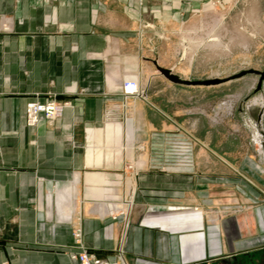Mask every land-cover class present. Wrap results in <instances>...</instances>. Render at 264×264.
Segmentation results:
<instances>
[{
    "label": "crops",
    "instance_id": "1",
    "mask_svg": "<svg viewBox=\"0 0 264 264\" xmlns=\"http://www.w3.org/2000/svg\"><path fill=\"white\" fill-rule=\"evenodd\" d=\"M141 1L146 20L171 18L180 6V0ZM137 10L138 0H0V264H78L68 254L75 244L71 225L78 227L84 248L110 261L120 250L125 264L134 259L139 264H234L253 252L226 254L218 241L213 252L201 251L188 260L183 237L204 229L207 213L215 215L222 202L248 203L261 195L239 174L246 146L243 151L222 145L211 150L197 141V170L187 176L158 173L145 151L137 156L133 152L132 159L142 165L137 173H124L130 160L117 147L129 143L126 132L132 144L146 148L150 136L170 130L172 121L147 97L143 83V99L126 102L120 93L117 69L125 75L147 69L151 75L140 60L157 64L136 51ZM50 93L70 101L72 108L50 125L40 119L34 129L27 128L26 104ZM109 124L122 128L113 148L121 155L114 154L110 165H88L89 152H98L93 145L104 148L96 132ZM228 129L236 137L238 131ZM203 161L210 165L208 173L201 171ZM246 164L251 165L244 162V168ZM75 181L72 195L69 187ZM110 184L116 191V204L111 205L118 212L125 209L117 202L126 197L133 201L126 217L94 211L95 202L104 199H95L87 188ZM79 198L86 203L76 216ZM45 207L71 225L46 222ZM194 207L202 212L191 211ZM176 217L184 227L165 231L142 224L149 220L172 226ZM259 223L264 225V218ZM200 242L207 244L202 235Z\"/></svg>",
    "mask_w": 264,
    "mask_h": 264
},
{
    "label": "rangeland",
    "instance_id": "2",
    "mask_svg": "<svg viewBox=\"0 0 264 264\" xmlns=\"http://www.w3.org/2000/svg\"><path fill=\"white\" fill-rule=\"evenodd\" d=\"M173 11L171 18L146 20L142 1L138 0L135 34L138 40L136 51L139 56L156 61L158 67L170 70L184 81L225 82L215 86L173 84L157 71L155 65L143 59L140 61H143L142 65L151 69V75L147 69L137 74L126 75L117 69V75L122 77L120 93L124 101L132 103L136 99L145 98L139 85L143 83L147 97L160 110L167 112L172 120L168 125L170 130L153 133L146 148L135 142L132 144L131 135L127 132L125 137L129 143L126 141L117 148L123 153L126 148H132L136 156L137 153L145 151L148 154V162L155 165V171L158 173L187 176L193 175L197 170L196 152L198 153L201 147L197 141L206 142V146L211 150L214 145L227 148L237 146L241 151L246 146L247 155L242 156L239 174L254 185L261 195L248 203L222 202L215 208L216 213L220 211L219 217L216 213L215 215L210 213L214 211H209L204 229L186 233L183 237L188 245V260L196 258L201 251L213 252L212 249L216 250L218 241L226 254L264 248V225L261 226L259 223V220L264 218V81L259 90H257L259 77L255 75H245L227 81L250 70L264 73V0H180L179 8ZM133 86L139 89L138 93L136 91L138 95L128 94L127 87ZM42 98L45 100L41 101ZM52 105L59 109L58 117L55 116V119L47 117L46 111L42 110L37 112L35 121L30 120L29 107L46 109ZM69 108H72L70 101L60 99L56 94L50 93L45 97L36 95L25 106L24 125L34 129L40 119L50 125L54 120L61 118L64 111ZM108 115H111V112ZM229 125L230 129L238 131L236 137L235 134L230 137ZM224 129L226 131H223ZM220 130L222 132L218 136ZM127 158L125 153V161H128ZM247 161L251 165L246 164L244 168L243 164ZM141 165L137 159L130 160L124 165V173H137ZM208 166L210 165L203 161L201 171L208 173L210 170ZM111 185L113 184L105 189L99 186L100 191L104 192L99 198L107 200L108 205L116 204V191L112 190ZM90 188L94 186L88 187L87 191ZM98 194L99 192H95L92 195L98 199ZM56 203L55 198L54 207ZM77 203L79 207L75 211L76 216L86 202L79 198ZM117 203L122 204L125 212L120 213L116 209L113 212L117 214L115 217H126L134 205L129 197ZM191 211L197 214L202 212L196 207ZM44 216L46 222L53 220L60 225H71L70 221H59L54 218L47 207ZM171 220L172 226L159 220L165 227L152 225L148 223L149 220L142 224L165 231L176 229V226L180 227L183 224L179 217ZM184 226L185 224L181 227ZM70 227L72 237L75 239L73 249L68 253L71 260V256L84 246L80 242L81 234L78 227L72 225ZM201 235L207 244L202 245ZM84 249L97 260L124 262L120 250L116 251L114 259L110 261ZM138 261L139 259H134L133 264H139Z\"/></svg>",
    "mask_w": 264,
    "mask_h": 264
},
{
    "label": "bare ground",
    "instance_id": "3",
    "mask_svg": "<svg viewBox=\"0 0 264 264\" xmlns=\"http://www.w3.org/2000/svg\"><path fill=\"white\" fill-rule=\"evenodd\" d=\"M134 79H135V82H137L136 77ZM127 88H129L128 92H132V94H134L136 91L138 93V91H139V89L134 87V86L133 87H127ZM30 115H31L32 119H34L35 116H33V109L32 108L30 110ZM121 130H122V128H121L120 125L109 124L104 131L96 132V137L99 138L100 144H102V143L104 144V146L102 145L104 148H102L101 146L100 147H96L95 145H93L94 149H98V150H96L98 152H95V150L94 151H90L91 154L89 152L88 160H87L88 161V165L99 166L103 161H104V164L106 163V165H110L111 161L114 158V154H115V158H116L117 154L121 155L120 154L121 150L119 151L120 152L119 153L118 150L113 149L116 146V138H117V136L119 134H121ZM132 133H134V132H132ZM112 145H113V147H110ZM125 153L127 154L128 160L132 161L133 160L132 159V157H133L132 148H126L125 149ZM89 163H91V164H89ZM98 179L100 181H103L104 178L98 177ZM76 181L74 182V185H71L69 187L70 188V194H72V195L76 194V191H77L76 190V185H75V183L77 184ZM87 192H88V194H94L95 192L96 193L99 192V194H100L101 191H100V187H94V188H90ZM100 199L101 198L98 197V200H100ZM106 201L107 200L104 199V202H102V203L95 202V204H94L95 205V210L94 211H99L101 215H104L107 212L109 213L110 211H114L116 209V206H114V205H110V204L107 205Z\"/></svg>",
    "mask_w": 264,
    "mask_h": 264
},
{
    "label": "water",
    "instance_id": "4",
    "mask_svg": "<svg viewBox=\"0 0 264 264\" xmlns=\"http://www.w3.org/2000/svg\"><path fill=\"white\" fill-rule=\"evenodd\" d=\"M154 65L156 66L157 71L170 83L173 84H177V85H184V86H215V85H219L224 83L225 81L223 80H211V81H204V82H190V81H184L181 80L179 77H177L176 75L172 74V72L170 70H165L162 69L160 67H158L156 65V63H154ZM245 75H255L259 77V83H258V87L257 90L260 89L262 81H264V73L258 72V71H254V70H250V71H246V72H242L234 77H231L230 79H228L227 81L230 80H235V79H239L244 77Z\"/></svg>",
    "mask_w": 264,
    "mask_h": 264
},
{
    "label": "built area",
    "instance_id": "5",
    "mask_svg": "<svg viewBox=\"0 0 264 264\" xmlns=\"http://www.w3.org/2000/svg\"><path fill=\"white\" fill-rule=\"evenodd\" d=\"M128 94H132V92H128ZM134 94H136V92ZM29 108H30V110H31V108L33 109V116H35L34 119H32V117L30 115V111H29V118L32 121L36 120L37 112L42 111V110H45L47 113V117H50L52 119H55V116L58 117L59 116L58 114L60 113V112H58L59 109L54 107L53 105L50 107H47L46 109L39 108L36 106H31ZM71 260L78 262V264H125L123 261L121 263H119L118 260L113 261V262H106L104 260H97L94 258V256L89 255L88 252L84 248H79L78 252L71 256Z\"/></svg>",
    "mask_w": 264,
    "mask_h": 264
},
{
    "label": "flooded vegetation",
    "instance_id": "6",
    "mask_svg": "<svg viewBox=\"0 0 264 264\" xmlns=\"http://www.w3.org/2000/svg\"><path fill=\"white\" fill-rule=\"evenodd\" d=\"M234 264H264V249L253 251L251 254L245 255L244 261L236 260Z\"/></svg>",
    "mask_w": 264,
    "mask_h": 264
}]
</instances>
